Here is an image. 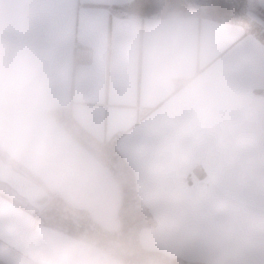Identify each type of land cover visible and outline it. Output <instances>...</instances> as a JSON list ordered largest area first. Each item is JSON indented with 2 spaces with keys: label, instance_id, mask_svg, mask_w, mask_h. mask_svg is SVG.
Here are the masks:
<instances>
[{
  "label": "crops",
  "instance_id": "1",
  "mask_svg": "<svg viewBox=\"0 0 264 264\" xmlns=\"http://www.w3.org/2000/svg\"><path fill=\"white\" fill-rule=\"evenodd\" d=\"M132 1L34 5L35 45H59L71 54L50 95L79 178L61 183L27 157L14 160L3 147L0 156L52 199L119 233V183L55 115L72 118L99 142L120 134L117 151L134 171L137 196L155 221L139 232L143 249L188 263L264 264V42L241 24L194 11L141 19L112 10ZM232 1L245 2L246 15L259 26L264 0ZM175 26L201 50L198 75L172 87L151 83L145 46L159 30ZM6 189L0 186V264H25L29 250L73 238L41 224ZM110 255L115 264H127Z\"/></svg>",
  "mask_w": 264,
  "mask_h": 264
},
{
  "label": "clouds",
  "instance_id": "2",
  "mask_svg": "<svg viewBox=\"0 0 264 264\" xmlns=\"http://www.w3.org/2000/svg\"><path fill=\"white\" fill-rule=\"evenodd\" d=\"M36 0H0V147L12 159L27 157L55 181L71 184L79 162L53 119L51 84L70 64L59 45L33 41ZM201 50L179 26L159 30L144 49L148 80L162 86L198 75ZM25 264H115L110 253L87 237L56 238L28 251Z\"/></svg>",
  "mask_w": 264,
  "mask_h": 264
},
{
  "label": "trees",
  "instance_id": "3",
  "mask_svg": "<svg viewBox=\"0 0 264 264\" xmlns=\"http://www.w3.org/2000/svg\"><path fill=\"white\" fill-rule=\"evenodd\" d=\"M200 5L201 7L196 10L200 18L241 24L248 32L257 35L264 42V36H261V32L264 30L246 15L245 2L204 0ZM112 10L141 19H165L177 14H187L191 9L186 0H133L127 5ZM150 111L147 110L143 116ZM55 116L69 134L95 156L119 183L122 192L119 211L122 227L119 233L105 231L91 219L89 214L81 210H73L78 214L76 217L58 211H53L50 214H40L39 211H34L38 215L40 223L72 237H87L127 264H200L172 259L141 247L138 239L139 232L143 228L154 227L155 221L137 196L134 171L117 151L116 143L120 134L108 141L99 142L77 126L72 118L66 115Z\"/></svg>",
  "mask_w": 264,
  "mask_h": 264
},
{
  "label": "water",
  "instance_id": "4",
  "mask_svg": "<svg viewBox=\"0 0 264 264\" xmlns=\"http://www.w3.org/2000/svg\"><path fill=\"white\" fill-rule=\"evenodd\" d=\"M0 184L5 185L19 198L25 200L34 211L44 209L52 200L51 194L13 164L0 156Z\"/></svg>",
  "mask_w": 264,
  "mask_h": 264
},
{
  "label": "rangeland",
  "instance_id": "5",
  "mask_svg": "<svg viewBox=\"0 0 264 264\" xmlns=\"http://www.w3.org/2000/svg\"><path fill=\"white\" fill-rule=\"evenodd\" d=\"M186 1H187L188 5L191 9L190 11L196 12V10H198L201 7V5H200L201 2L198 0H186ZM0 186H2V184H0ZM6 190L8 192L12 193V191L10 189H6ZM12 194H14V193H12ZM16 198H19V197H16ZM18 200H21L22 202L27 204V202L21 198H19ZM53 211H58V212L63 213V214L69 213L70 216H73V217L78 216V214L76 212H74L73 210H69L68 207L65 204H63L62 201H60L59 199H56V198L55 199L53 198L50 201V203L44 209L40 210L39 212H40V214H46V213L50 214Z\"/></svg>",
  "mask_w": 264,
  "mask_h": 264
},
{
  "label": "snow or ice",
  "instance_id": "6",
  "mask_svg": "<svg viewBox=\"0 0 264 264\" xmlns=\"http://www.w3.org/2000/svg\"><path fill=\"white\" fill-rule=\"evenodd\" d=\"M259 26L262 29H264V9H262L261 12H260V22H259ZM261 36H264V31L261 32Z\"/></svg>",
  "mask_w": 264,
  "mask_h": 264
}]
</instances>
